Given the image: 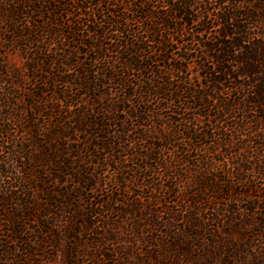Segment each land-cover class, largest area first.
Segmentation results:
<instances>
[{
	"label": "trees",
	"instance_id": "1",
	"mask_svg": "<svg viewBox=\"0 0 264 264\" xmlns=\"http://www.w3.org/2000/svg\"><path fill=\"white\" fill-rule=\"evenodd\" d=\"M0 33V227L35 228L0 264H264V0H0Z\"/></svg>",
	"mask_w": 264,
	"mask_h": 264
},
{
	"label": "rangeland",
	"instance_id": "2",
	"mask_svg": "<svg viewBox=\"0 0 264 264\" xmlns=\"http://www.w3.org/2000/svg\"><path fill=\"white\" fill-rule=\"evenodd\" d=\"M7 43L5 42V37L2 36V33H0V80H2V78H8L9 76H22L23 80L25 81V86L30 85L29 81H30V76L32 74V72H30L28 70V66H27V61H26V55H24L25 53L20 50V49H13V48H9L7 47ZM6 80V79H4ZM1 85V84H0ZM24 88V86H23ZM18 91V88H15ZM3 92V90L0 91ZM23 96V95H22ZM21 96V97H22ZM20 106V105H19ZM21 107V106H20ZM30 117V116H28ZM22 115L17 114L16 115V127L12 124L10 125V128L12 129L10 136L8 137V142L5 144V148H10V142L12 140V146L17 150V148H20L22 146H27V144L25 142H28L27 139V134L24 133L25 132V121L24 123L22 122L21 124L18 123V121H22ZM7 142V141H6ZM6 151V150H4ZM4 156V154L0 155V159H2V157ZM9 162L12 163H7L9 166V169L7 168V171L9 172L10 176H14V174L16 173L17 169V165L14 161H12L10 159ZM8 183V181L6 180V184ZM38 195V197H43L40 193L36 194V196ZM20 227H24V232L21 234H15V235H7L8 230H11L12 227H0V239L4 240L5 242L9 241V238L14 239L16 242L18 241V239L20 237H22V239L25 240V244L28 243V240L32 239V229L34 230V225L32 223L26 222L25 225H22ZM22 245L20 244H5L4 248H6L9 251H20V247ZM37 253V252H36ZM42 253V251H41ZM37 256V255H36ZM43 256V260L45 261V264H56L59 263L61 261V255L60 252H57L55 249L53 248H47L44 250V252L42 253ZM8 257L11 259V255H8ZM32 260H35V263H38L41 261L40 258L38 257H34L32 258ZM29 264V263H28ZM90 264H97L95 261L90 262Z\"/></svg>",
	"mask_w": 264,
	"mask_h": 264
}]
</instances>
